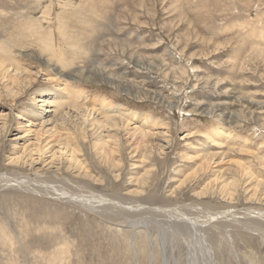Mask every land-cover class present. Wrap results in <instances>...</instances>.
<instances>
[{
	"label": "rangeland",
	"instance_id": "rangeland-1",
	"mask_svg": "<svg viewBox=\"0 0 264 264\" xmlns=\"http://www.w3.org/2000/svg\"><path fill=\"white\" fill-rule=\"evenodd\" d=\"M0 35V62L32 78L20 88L0 81V181L41 169L10 160H28L21 145L51 134L41 121L66 111L103 118L108 102L146 124L125 115L137 133L111 129L118 140L106 160L91 148L97 137L76 140L104 196L0 191V230L10 236L2 243L0 232V264H264V0H0ZM58 85L69 97L54 113H20ZM239 172L227 189L224 178ZM77 195L102 201L100 214L70 202Z\"/></svg>",
	"mask_w": 264,
	"mask_h": 264
},
{
	"label": "bare ground",
	"instance_id": "bare-ground-1",
	"mask_svg": "<svg viewBox=\"0 0 264 264\" xmlns=\"http://www.w3.org/2000/svg\"><path fill=\"white\" fill-rule=\"evenodd\" d=\"M2 11H3L1 13L2 15H5L6 13H8V14H12V15L17 16L20 14V13L19 14L16 13L13 9L9 10L7 12L4 10H2ZM19 23L21 24L22 22H19ZM68 36H70V35H68ZM0 37H1V35H0ZM13 46L14 45H12V47ZM30 75H31L30 72L21 69L20 66L12 67L10 64L6 65L5 63L0 62V81L1 82L5 81L6 87L10 86V84H12V83L19 85V88L21 86L23 87L27 82H29V81H27V78L29 77V79H30L31 78ZM98 78H99V76H98ZM96 82H97V80H96ZM19 90H17V91H19ZM47 90L48 91L52 90V92L47 93L48 92ZM67 97H69V94L66 92L65 88H63L59 85L56 86V90L55 89H39L37 91L36 95H33L31 97V103H30L31 105H30V109L29 110L27 109L28 112H24V110H23V111H20V113L22 115L34 116L35 119H40V118L43 119L45 117L43 115L44 112H46V111L49 112V110H46L47 107H50V108L54 107V109L53 108H52L53 110L50 109V112H49V113H54L55 108L57 107L56 104L59 103L57 101H60V100L67 98ZM100 107L102 109H104L103 111L100 112L103 114V118L102 117L101 118L89 117L91 115V112H87V110H89V109L86 110L83 108L82 111H85L87 114L85 113L83 116H81V118H78V120H77V118L76 119H74V118L69 119V117L72 115H69V112L66 111L64 114L61 115V117H58L59 121L57 119L56 120L46 119V120L41 121L40 125H42L44 127L46 125L51 124L50 128L54 129V131L51 134L45 133V131H42V132L37 131V133L34 137V140H32L33 142H31L30 144H29V142H27L26 145H21L23 149H27L30 146L28 152L25 153L26 155H28L29 159L28 160L26 159L27 160L26 161V160H24V157L19 155L15 159H11L10 163L18 165V166L28 165L29 167L34 165V163H42L44 167L48 166L47 169L49 167H55V168H53V170L49 169V170H51V172H47L48 170H45L46 168L44 170H41L43 166L41 167V169H37V170L35 169L36 167L30 168L33 172L32 178H29L28 176L24 175L25 177L22 176L24 178V180H21V181L15 180V182H14V179L11 177L7 182H4L3 180H1L0 181V191L5 193V195H9L11 197L17 196V195L23 196L22 195L23 193H28L30 196H40V197H45V198L54 197V199H57L58 196H63L65 198V200H67L69 197H72L69 195L73 194L71 191H74V190H76L77 192L79 191L80 193L81 192H83V193L87 192V193H89V196H91V197H93L96 194L97 195L101 194V193L97 192L94 188V185L99 180L96 179L92 174H90V172L86 169V167L83 165V163L80 161V159L77 156V154L79 152V147L77 146L76 140L80 137H83V139H86L88 136L97 137L99 141H96V139H95V141L91 140V142H92L91 148H93L98 155H100L103 159L106 160L107 156L109 154H111L112 151H114L112 148L113 143H111V142L113 141V142L117 143V140H118V137L116 136L117 134L116 135H110L107 133L111 129H114L115 132L118 133V131H120V128L123 127L125 129V131L126 130L127 131L132 130V133L135 134V133H137L139 126L138 127L136 125L130 126V123H126V122L130 121L128 119H131V117L136 116L137 119L139 120L138 123H140L141 125H143L145 123V121L143 118L137 116L136 113H131V111L126 110L125 108H124L125 109L124 110L121 105H110L107 102L106 104L102 103V105ZM76 114H80V111L76 112ZM125 115L131 116V117L126 119ZM136 117H135V119H136ZM19 123H21V122H18V124ZM19 125H21V124H19ZM144 125H146V124H144ZM25 126H29V120L27 121ZM3 127L5 129V125ZM20 127L22 128L23 126H20ZM123 128H122V130H123ZM22 132H23V134L19 135L15 140L16 141L15 143L17 145H18L17 142H19V140H21V138H23L22 142L29 140L28 138L26 139L27 134H28L26 131V128H25V131H22ZM139 134H140V139L144 140L145 137L148 135V130H146V129L141 130V132H139ZM73 141H75V142H73ZM220 141H222V140H220ZM211 144L218 145L217 143H211ZM55 145L57 147V149H56L57 151L56 150L52 151L53 148L55 147ZM49 151H52V152H51V156H49L50 158L48 160V159H46L48 157L47 156L45 157V154ZM57 152H59L60 154L57 155L56 154ZM63 156H64V158H63ZM200 164H201L200 167H202V168L209 167L208 166L209 160L205 158L204 160L200 161ZM65 171L71 173V175L68 176V175L63 174V172H65ZM14 173H16V172L14 171ZM239 173L240 174H238V175L230 174L229 178L228 177L224 178V180H223L224 186H226L227 189H230V188L232 189L233 187H236L239 184V182L244 179L243 176L246 175V173H244V172H239ZM7 174L3 173V176L5 177V175H7ZM66 174H68V173H66ZM15 178L17 179V177H15ZM33 182H36L37 185L34 184ZM99 182H101V181H99ZM55 184L58 185V187H61L62 189L59 191V188H56ZM8 185L11 187H8ZM31 189H32V191H31ZM29 190L31 191L30 193H29ZM69 191L71 194L69 193ZM10 192H12V195ZM67 194H69V195H67ZM75 194H77V193H75ZM101 195L104 196L105 194L104 195L101 194ZM120 196H122V195H119V197ZM77 197H79V195H77ZM107 197L110 198L109 196H107ZM73 198H74V196H73ZM88 198L86 197L85 199H80V197H79V200L77 198V199H75L76 201L70 200V202L75 203L77 201L78 202L80 201L81 203H79V204H81V205H84V203H85V205L90 204L89 205L90 207L89 206H87V207H89L92 212L100 214L101 210H97V208L98 209L101 208L98 205L100 203H102V201L101 202L97 201L98 202V204H97V202H94V201L90 200V198L89 199ZM111 200H112V198H111ZM124 200H126V198ZM62 201H64V200H62ZM132 201L133 202H139V200H137V199L132 200ZM108 210L110 211L111 207H106V209H103L102 212L108 213ZM169 210H171V212H172V209H169ZM161 212H163V211L161 210ZM171 212H170V214H171ZM119 213H121V212H119ZM115 214L117 215V213H115ZM108 215H109V213H108ZM126 215H127V212H126ZM145 216H147V215H145ZM176 219H177V217H176ZM223 220L225 221V219H223ZM228 220H226L225 222L227 223ZM123 222L126 223V221H123ZM165 222H167V221H165ZM244 222H247V221L245 220ZM135 223L131 224V227L134 230L136 228ZM248 226H247V228H248ZM173 227H171V228H173ZM240 227H241V225H240ZM186 228H188V227H186ZM214 228H216V227H214ZM0 232L2 234V237H1L2 243H3V241L5 242L6 240H10V236L8 233L5 232L4 228H1Z\"/></svg>",
	"mask_w": 264,
	"mask_h": 264
}]
</instances>
